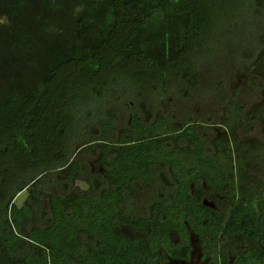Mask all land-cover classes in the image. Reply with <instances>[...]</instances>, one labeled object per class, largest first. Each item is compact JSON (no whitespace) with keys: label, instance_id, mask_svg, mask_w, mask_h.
Listing matches in <instances>:
<instances>
[{"label":"trees","instance_id":"16d2710c","mask_svg":"<svg viewBox=\"0 0 264 264\" xmlns=\"http://www.w3.org/2000/svg\"><path fill=\"white\" fill-rule=\"evenodd\" d=\"M260 16L264 0H0V264H168L190 258L193 237L210 264H260L262 198L255 210L234 167L218 172L220 144L207 146L198 124L150 106L219 95L214 62L248 61ZM121 105L129 123L117 131ZM229 151L220 161L234 166ZM85 152L100 153L96 193L50 194L42 208L50 187L78 180ZM159 167L166 201L138 215L134 192ZM199 184L226 200L224 217L193 193Z\"/></svg>","mask_w":264,"mask_h":264},{"label":"rangeland","instance_id":"374dc122","mask_svg":"<svg viewBox=\"0 0 264 264\" xmlns=\"http://www.w3.org/2000/svg\"><path fill=\"white\" fill-rule=\"evenodd\" d=\"M260 17L254 23L264 24V17ZM253 31L256 34L255 38L252 39L251 44L246 46L250 51H252L251 49L255 50L252 57H249L252 61L249 58L248 61L240 59L242 57L237 58L232 52V54L223 52L224 54L219 53L218 59L214 62L215 66L208 78L213 77L219 85L216 89V94L219 95L212 96L209 93L197 92L184 98L171 97L167 100L163 99L158 104L153 101L150 103L153 108L149 109L152 108V115L161 112L167 113L174 118L177 124H198L207 146L213 147L214 143L215 149H217L220 144L217 170L221 171L218 172L228 174L232 178V167H234L237 191L241 189V193L245 191L244 194H248V191L252 190L253 192H250L251 203L255 210H258L256 205L258 196L264 202V44H259L264 40V35L259 34L257 28ZM228 52H230L229 49ZM231 107H235L237 111L232 112ZM119 113H121V117L116 122L117 131L125 128L129 123L128 108L125 105H121ZM228 143L234 166L220 161V153L228 149ZM99 157L100 153L92 155L85 152L81 154L82 171L78 180L69 183L67 191L61 184L50 187L47 191L50 193L43 198L41 207L49 206L50 194H95L93 178H100L103 172V167L98 161ZM208 157L211 159V156ZM163 176L165 179L168 178V172L161 167L155 168L153 184L149 187L141 186L134 192L133 207L138 215H145L151 203L166 201V193L171 189V186H166L159 180L163 179ZM198 192L202 193L203 204L216 209L223 217L226 215L228 205L225 199L208 194L200 184L193 187V193L197 194ZM28 197V190H24L15 197L13 202L17 207H22L29 203ZM34 224H39L37 217ZM231 242H239V239L235 238ZM247 242H239L238 246H246ZM191 244L193 249L188 260H168L167 263L210 264L206 252L201 249L194 237L191 239ZM225 248L228 251L226 255L233 252L231 246ZM253 264H257V262L254 261ZM260 264H264V256Z\"/></svg>","mask_w":264,"mask_h":264}]
</instances>
